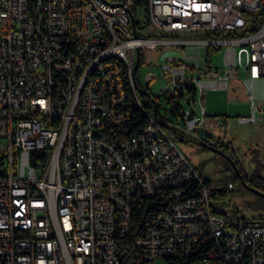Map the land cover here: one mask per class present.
<instances>
[{"label": "built area", "instance_id": "1", "mask_svg": "<svg viewBox=\"0 0 264 264\" xmlns=\"http://www.w3.org/2000/svg\"><path fill=\"white\" fill-rule=\"evenodd\" d=\"M141 14L166 38H145ZM163 42L202 46L203 71L169 51L142 80L141 47ZM222 45L223 68L206 66L207 46ZM230 80L250 104L236 121L263 120L264 0H0V264H264V218L215 211L208 179L161 122L114 132L150 102L193 135L209 119L204 91Z\"/></svg>", "mask_w": 264, "mask_h": 264}, {"label": "rangeland", "instance_id": "2", "mask_svg": "<svg viewBox=\"0 0 264 264\" xmlns=\"http://www.w3.org/2000/svg\"><path fill=\"white\" fill-rule=\"evenodd\" d=\"M141 21H144L145 38H166L165 34L158 33L151 35L149 30H153V26L147 20L146 16L141 14ZM139 18L137 17V20ZM227 45H222L220 50L212 56V66L218 69L223 68V55ZM178 51L183 53L184 50L177 44L163 42L160 44H146L141 47V63L139 73L143 80V74L148 71H156L160 74L162 63L165 61L164 55L169 51ZM194 72H202V68H195ZM207 77H213L212 74H207ZM243 76L242 72L239 77ZM166 84L164 76L154 78L149 82L150 90L159 92ZM244 86L237 80H230L228 89L209 88L204 91V104L206 111L210 116L226 115L228 122L226 125H200L193 133V136L200 135V139L206 137V133L218 138L221 142H225L229 147L234 148V156L241 162L245 171L250 173L253 169L252 151L258 149L261 157L264 158V119L257 123H238L237 115H246L250 112V105L245 110L240 103H244L245 99L249 101ZM231 99V100H230ZM236 104L232 112L225 110H216L215 106L226 107L229 103ZM260 105L264 107V102L260 101ZM214 111V112H213ZM170 136L176 141L180 150L189 162L206 176L212 188L217 187L221 182L224 183L232 176V171L229 169L233 166L231 160L224 154L216 150L203 146L201 140L190 138L184 133L186 131L185 121L181 118H173L167 121ZM191 133V132H189ZM203 141V140H202ZM208 143V142H207ZM212 146V145H211ZM214 147V146H213ZM231 155V154H228ZM230 162V163H229ZM238 194L232 200H217L214 197L211 202L215 209L233 217L242 214L247 219L264 217V195L250 189L248 186L237 185ZM259 205V206H257Z\"/></svg>", "mask_w": 264, "mask_h": 264}, {"label": "trees", "instance_id": "3", "mask_svg": "<svg viewBox=\"0 0 264 264\" xmlns=\"http://www.w3.org/2000/svg\"><path fill=\"white\" fill-rule=\"evenodd\" d=\"M136 1L137 3H145V4L147 3V0H136ZM136 26H137V22L135 21V28ZM248 31L249 28L244 27L241 30H237V31L214 32L213 34H211V36L230 37V36L242 35L247 33ZM219 50L220 47L207 46L205 52L206 66L210 67L212 65V56L214 53L218 52ZM145 107L148 108L146 112L136 110L132 118L127 123L118 127L116 131H114L115 135L119 137H130L138 133L145 125H147L152 117L154 119H157L159 122H161L167 133H169L168 132L169 125L167 123L168 119L164 118L161 114H159V111L150 102L146 103ZM187 135L190 138H195L191 134H187ZM207 137H211V135L209 133H206V137L203 140L204 142H207ZM219 141L221 142V140ZM220 146H221L220 150L224 154L228 155L227 151L229 149V146L222 143ZM228 156L234 160L237 169L239 170V173L242 175V178L245 181V183L252 187L257 188L258 190L264 193V158L261 157L259 150L254 149L252 151L253 169L250 173H248L247 171H245V169L242 168V166L240 165L241 162L234 156V153ZM229 169L232 171V176L228 178L224 183L221 182L217 187L213 188V192H214L213 197L217 200H224V199L232 200L238 194L237 185L239 184L242 185L241 178L238 176L234 166H230ZM229 181L233 182L232 187L228 186ZM246 184L244 185L247 186ZM161 203L162 202H157V206ZM214 210L218 211L217 209ZM219 212L225 214L221 211Z\"/></svg>", "mask_w": 264, "mask_h": 264}, {"label": "crops", "instance_id": "4", "mask_svg": "<svg viewBox=\"0 0 264 264\" xmlns=\"http://www.w3.org/2000/svg\"><path fill=\"white\" fill-rule=\"evenodd\" d=\"M185 37L191 39V34L186 35ZM179 47L184 50V56H183V53L175 51V50H172L171 53H172V55H173V57L175 59L183 60V61H185L187 63L188 70H189L190 74H191V67H192L193 70H196L195 68H197V67H199V68L203 67V63H204L203 57L196 56V54L204 55V50H203L202 46H200L199 44H191V42H189V43H185V44H179ZM256 85L259 86L260 83H257ZM247 102H249V101L246 98L244 103H240V105L243 106V108L245 110L248 109V103ZM211 106H215V108H217L216 110H225L227 112H232V110L234 109L236 104H233V102H232V103H229L226 107H221V106L220 107L219 106L216 107V104L212 103ZM228 119L229 118H227L226 115H224V116H222V115H220V116H210L209 115L208 122L205 125H210V126H213V125H226L227 122H228ZM198 136H200V135H198ZM211 137H213V136H211ZM207 138H210V137H207ZM214 138H216V137H214ZM198 139L201 140L200 138H197V140ZM201 142H202V140H201Z\"/></svg>", "mask_w": 264, "mask_h": 264}, {"label": "bare ground", "instance_id": "5", "mask_svg": "<svg viewBox=\"0 0 264 264\" xmlns=\"http://www.w3.org/2000/svg\"><path fill=\"white\" fill-rule=\"evenodd\" d=\"M91 10H99V3H91ZM120 68L123 71H126L125 77V88H127L128 93L131 94V98L139 97V90H136V73L135 69H130V55H123V59H120ZM155 124V119L152 117L147 125ZM197 202H205L204 194H196ZM162 202L157 207L162 208V210H169V203L166 201H157Z\"/></svg>", "mask_w": 264, "mask_h": 264}, {"label": "water", "instance_id": "6", "mask_svg": "<svg viewBox=\"0 0 264 264\" xmlns=\"http://www.w3.org/2000/svg\"><path fill=\"white\" fill-rule=\"evenodd\" d=\"M201 144H202L203 146L210 147V148L216 150L217 152H220V153L224 154L219 148H217V147H213V146L209 145L207 142L202 141ZM224 155L227 156V157L231 160V162H232L234 168L236 169V172H237L238 176L241 178L242 183H243V184H246L245 181H244L243 178H242V175L239 173V170L237 169V166H236L234 160L231 159L228 155H226V154H224ZM246 185H247L250 189H252V190H254V191H256V192H258V193L264 195V193L261 192L260 190H258L257 188L252 187V186H250V185H248V184H246Z\"/></svg>", "mask_w": 264, "mask_h": 264}]
</instances>
